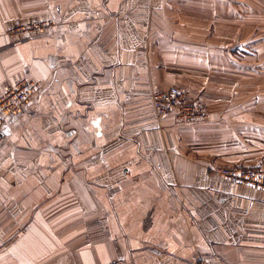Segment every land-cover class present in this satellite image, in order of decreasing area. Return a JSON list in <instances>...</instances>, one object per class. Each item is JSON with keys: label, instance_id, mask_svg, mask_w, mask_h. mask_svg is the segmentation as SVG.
<instances>
[{"label": "crops", "instance_id": "obj_1", "mask_svg": "<svg viewBox=\"0 0 264 264\" xmlns=\"http://www.w3.org/2000/svg\"><path fill=\"white\" fill-rule=\"evenodd\" d=\"M257 24L264 0H0V94L41 83L0 134V264H264V190L215 170L264 167ZM172 88L211 118L158 117Z\"/></svg>", "mask_w": 264, "mask_h": 264}, {"label": "built area", "instance_id": "obj_2", "mask_svg": "<svg viewBox=\"0 0 264 264\" xmlns=\"http://www.w3.org/2000/svg\"><path fill=\"white\" fill-rule=\"evenodd\" d=\"M55 23L54 19L20 22L12 25L8 34L12 36L33 35L47 29ZM41 87V83L32 78H23L7 86L0 94V134L8 118L18 114L30 97ZM154 110L158 117L173 114L177 121H202L210 115L209 105L196 99L182 88L155 90L151 95ZM218 174L234 182L250 185L264 190V167L224 166L217 168ZM107 264H128L126 257L117 258Z\"/></svg>", "mask_w": 264, "mask_h": 264}, {"label": "rangeland", "instance_id": "obj_3", "mask_svg": "<svg viewBox=\"0 0 264 264\" xmlns=\"http://www.w3.org/2000/svg\"><path fill=\"white\" fill-rule=\"evenodd\" d=\"M258 27H260L258 24L254 27L255 32H258V33H254V34L250 33V34H247V35H241V36L245 37L246 43L250 47L243 48L244 45L242 44L239 47L238 50H236V49L234 50V54L236 56H237V53H238L240 58L241 57H244V58L255 57V58H259V59L264 60V32H259V31H261V27L260 28H258ZM257 68H264V66L257 67ZM156 90H169V89H156ZM190 95H192L196 99H199V100L203 101L200 97H197V96H195L192 93H190ZM204 102H206V101H204ZM207 104L209 105V109H210L211 112H210L209 117L206 118V120L211 118V115H213V110H214L212 105H210L209 103H207ZM206 120H202V121H206ZM193 122H198V121H193ZM242 166H246V165H242ZM257 166H261V165H257ZM221 167H224V166H221ZM249 167H256V166H249ZM217 168H219V167H217ZM217 168L215 169L216 173H218L217 172Z\"/></svg>", "mask_w": 264, "mask_h": 264}]
</instances>
